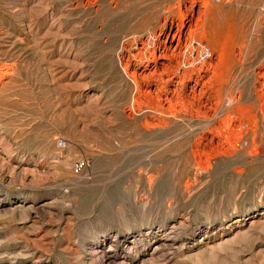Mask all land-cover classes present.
I'll list each match as a JSON object with an SVG mask.
<instances>
[{
  "label": "rangeland",
  "instance_id": "374dc122",
  "mask_svg": "<svg viewBox=\"0 0 264 264\" xmlns=\"http://www.w3.org/2000/svg\"><path fill=\"white\" fill-rule=\"evenodd\" d=\"M0 264H264V0H0Z\"/></svg>",
  "mask_w": 264,
  "mask_h": 264
},
{
  "label": "built area",
  "instance_id": "2783aa9c",
  "mask_svg": "<svg viewBox=\"0 0 264 264\" xmlns=\"http://www.w3.org/2000/svg\"><path fill=\"white\" fill-rule=\"evenodd\" d=\"M210 2H214L215 0H209ZM180 61V69L183 71H187L193 68L202 67L205 63H207L213 56L210 49L204 45L202 42L193 39L188 41L180 51L179 54ZM58 148H63L64 143L62 141L57 142ZM86 166L85 161L78 160L74 166L73 170L75 173L81 171Z\"/></svg>",
  "mask_w": 264,
  "mask_h": 264
}]
</instances>
